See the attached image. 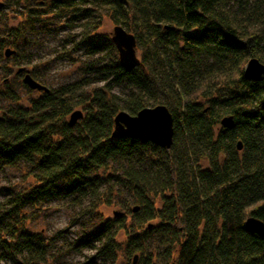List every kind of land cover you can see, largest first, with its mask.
I'll return each mask as SVG.
<instances>
[{"label": "trees", "instance_id": "16d2710c", "mask_svg": "<svg viewBox=\"0 0 264 264\" xmlns=\"http://www.w3.org/2000/svg\"><path fill=\"white\" fill-rule=\"evenodd\" d=\"M74 1L89 9L75 8ZM44 3L79 11L91 31L110 17L142 46V64L130 71L118 62L103 65L92 81L101 86L88 79L46 87L26 106L9 91L12 104L0 110V163L27 165L36 183L16 197L12 210L65 194L89 195L97 209L125 196L126 214L104 220L94 235L93 258L104 264H116L118 231L132 264L136 253L138 264H157L160 256L166 264H264V236L243 226L247 217L264 225V78L246 81L242 75L248 59L264 64V0ZM11 32L7 46L14 47L19 31ZM121 86L126 92L115 96ZM86 103L83 120L70 126L73 108ZM155 105L171 114L168 149L111 137L119 111L135 115ZM227 115L231 129L219 123ZM113 164L117 169L110 170ZM103 180L112 183L99 194ZM18 237L14 250L30 264L42 263L41 239L24 231ZM148 241L155 243L149 253Z\"/></svg>", "mask_w": 264, "mask_h": 264}, {"label": "rangeland", "instance_id": "374dc122", "mask_svg": "<svg viewBox=\"0 0 264 264\" xmlns=\"http://www.w3.org/2000/svg\"><path fill=\"white\" fill-rule=\"evenodd\" d=\"M73 5L89 9V3L74 1ZM79 15L77 10L51 9L48 4H43V0L19 3L0 0V72L4 80L0 83V110L12 104L9 91L23 106L40 94L22 83V74H16L18 68H25L38 83L53 89L82 84L88 79L93 87L101 86L98 82L92 84L94 71L118 62L117 50L111 42L113 28L118 24L103 16L98 28L91 31L89 20ZM15 29L19 32L12 42L14 47L7 46V42L12 41L11 31ZM5 49L13 50L14 54L5 57ZM135 55L142 64V46L139 44L135 45ZM141 71L147 75L146 64L141 66ZM125 92L123 86L113 90L115 96ZM84 105L90 107V103H86L72 110L81 112L77 124L86 114L88 106ZM200 165L205 167L204 162ZM115 169L117 166L111 165L110 170ZM30 172V167L24 164L8 167L0 163V264H30L25 261V253L14 250L21 231L41 239L45 257L40 264H85L90 260L93 264H104L93 258L94 235L104 220L126 214L123 208L127 197L117 196L110 206L94 209L91 196L77 199L75 195L65 194L58 199L28 202L16 211L12 210L16 197L28 194L36 184ZM98 174L106 179L102 171ZM111 183V180H103L98 193L107 190ZM116 240L120 246L116 264H132L133 255L126 254L123 231L117 232ZM154 247L155 243L148 241L147 253ZM140 258V253H136L133 264H138ZM159 258L157 264H166Z\"/></svg>", "mask_w": 264, "mask_h": 264}, {"label": "water", "instance_id": "95a60500", "mask_svg": "<svg viewBox=\"0 0 264 264\" xmlns=\"http://www.w3.org/2000/svg\"><path fill=\"white\" fill-rule=\"evenodd\" d=\"M111 42L117 50L118 64L122 69L130 71L140 64L135 55L136 43L132 34L116 25L113 28ZM11 54H14L13 50H4L5 57H9ZM16 74H22L21 81L30 90L47 91L46 87L32 79L25 68H18ZM242 75L246 81H259L264 78V64L256 58H250L244 65ZM80 118L81 112L75 110L69 115L68 124L72 126ZM219 123L224 129L233 127V119L229 115L222 117ZM172 133V118L168 109L163 105H155L142 108L135 115L119 111L113 118L111 137L138 139L142 143L150 142L159 148L168 149L172 142ZM236 148L240 150L239 142ZM135 210V208L132 209V211ZM243 226L246 231L254 233L260 238L264 236V225L256 218L247 217ZM135 260L136 256L133 257V263Z\"/></svg>", "mask_w": 264, "mask_h": 264}]
</instances>
